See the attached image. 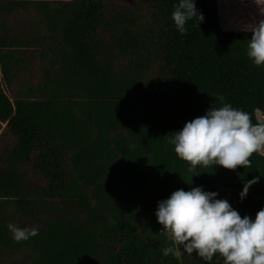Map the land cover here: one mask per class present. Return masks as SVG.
I'll return each instance as SVG.
<instances>
[{
    "label": "trees",
    "instance_id": "obj_1",
    "mask_svg": "<svg viewBox=\"0 0 264 264\" xmlns=\"http://www.w3.org/2000/svg\"><path fill=\"white\" fill-rule=\"evenodd\" d=\"M177 0H0V264H180L155 210L177 189L264 198V156L190 172L167 134L221 102L264 112L251 32L171 19ZM35 228L26 241L9 225Z\"/></svg>",
    "mask_w": 264,
    "mask_h": 264
},
{
    "label": "clouds",
    "instance_id": "obj_2",
    "mask_svg": "<svg viewBox=\"0 0 264 264\" xmlns=\"http://www.w3.org/2000/svg\"><path fill=\"white\" fill-rule=\"evenodd\" d=\"M257 5L259 20L243 26L250 31L246 39V56L256 66L264 65V0H253ZM176 30L187 33V21L197 26L203 14L196 8L195 0H177L171 12ZM219 105L210 106L204 115L186 121L183 127L167 134V143L176 156L189 165L192 176L199 174L197 166H222L236 170L237 166L251 167L253 153L264 154V123L253 124L247 112L224 103L216 96ZM253 177L243 183L239 198L245 199L251 185L258 182ZM215 191H205L202 186L190 190L177 189L167 198L159 200L155 210L157 222L162 226L170 246L161 250L163 256L181 255L179 246L191 256L211 264L214 255L223 264H264V207L254 217L240 215L227 199H217ZM12 239L20 242L37 235L35 228L9 225Z\"/></svg>",
    "mask_w": 264,
    "mask_h": 264
},
{
    "label": "crops",
    "instance_id": "obj_3",
    "mask_svg": "<svg viewBox=\"0 0 264 264\" xmlns=\"http://www.w3.org/2000/svg\"><path fill=\"white\" fill-rule=\"evenodd\" d=\"M217 2V14L218 20L221 17L219 11V4ZM254 16V15H252ZM230 18H233L232 16ZM259 20L258 18L255 19ZM253 22V21H250ZM248 21V23H250ZM221 26V25H220ZM241 189H228L219 187L215 192L218 193L217 199H227L231 206L238 210L240 215L243 217L244 215H249L254 217L255 213L260 210L261 207H264V198L254 196L249 190L245 199L241 200L239 198V192ZM179 251L181 255L178 257L180 264H208V262L204 261L200 257H198L195 253L189 256L187 253L183 251V246H179ZM211 264H223L222 258L214 255Z\"/></svg>",
    "mask_w": 264,
    "mask_h": 264
},
{
    "label": "rangeland",
    "instance_id": "obj_4",
    "mask_svg": "<svg viewBox=\"0 0 264 264\" xmlns=\"http://www.w3.org/2000/svg\"><path fill=\"white\" fill-rule=\"evenodd\" d=\"M220 15L219 23L222 29L243 30V25L248 24V21L262 18L258 15L257 5L253 0H219ZM254 15V16H252ZM233 18H230V17ZM259 123H264V117L261 112H257ZM4 124L0 127V133ZM264 156V154H262Z\"/></svg>",
    "mask_w": 264,
    "mask_h": 264
},
{
    "label": "bare ground",
    "instance_id": "obj_5",
    "mask_svg": "<svg viewBox=\"0 0 264 264\" xmlns=\"http://www.w3.org/2000/svg\"><path fill=\"white\" fill-rule=\"evenodd\" d=\"M218 1V4H220V2H219V0H217ZM219 11H220V9H219ZM244 26V25H243Z\"/></svg>",
    "mask_w": 264,
    "mask_h": 264
},
{
    "label": "water",
    "instance_id": "obj_6",
    "mask_svg": "<svg viewBox=\"0 0 264 264\" xmlns=\"http://www.w3.org/2000/svg\"><path fill=\"white\" fill-rule=\"evenodd\" d=\"M262 115H263V117H264V112H262Z\"/></svg>",
    "mask_w": 264,
    "mask_h": 264
}]
</instances>
